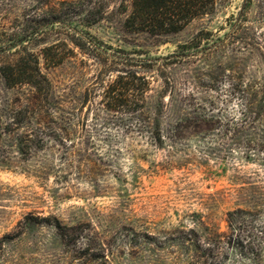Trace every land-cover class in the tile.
I'll list each match as a JSON object with an SVG mask.
<instances>
[{
  "label": "rangeland",
  "instance_id": "1",
  "mask_svg": "<svg viewBox=\"0 0 264 264\" xmlns=\"http://www.w3.org/2000/svg\"><path fill=\"white\" fill-rule=\"evenodd\" d=\"M63 2L73 3V16L59 17L68 8ZM263 2L251 0L246 24L262 48L226 41L210 53L202 43L189 59L159 69V60L201 31L211 40L225 37L245 0H215L211 14L159 36L125 27L129 0H0V32H18L31 13L60 18L57 29L87 34L109 55L99 62L76 54L43 70L53 89L75 101L69 124H0V264H264V153L247 150V133L239 121L230 123L240 116L228 86V80L234 88L264 80V20L256 23ZM54 39L29 49L37 52ZM115 52L149 78L147 109L160 105L182 112V120L203 113L208 119L190 120L170 140L168 121L161 120L165 138L158 148L100 127L88 105H80ZM30 90L8 89L0 77V106ZM256 102L264 110V92Z\"/></svg>",
  "mask_w": 264,
  "mask_h": 264
},
{
  "label": "trees",
  "instance_id": "2",
  "mask_svg": "<svg viewBox=\"0 0 264 264\" xmlns=\"http://www.w3.org/2000/svg\"><path fill=\"white\" fill-rule=\"evenodd\" d=\"M250 3L251 0H245L237 15L230 17L228 20L230 32L225 34V37L217 36L215 40H211L210 32L201 31L187 45L180 46L179 51L159 60V63H163H160L158 68L163 69L166 65L189 59L192 55H188L191 50H197L202 43H205L204 51L209 50L210 53L226 46L228 44L225 43L226 41L243 42L246 46L255 44L258 48H262L256 38L249 35V28L246 27V24L250 22L247 15ZM63 4L68 8L60 11L59 17L73 16L75 13L73 3L63 2ZM214 7L215 0H129V11L124 25L133 32H145L152 36L175 34L195 19L211 14ZM60 18H53L49 21L45 16L38 18L31 13L24 16L23 25L18 32L13 35H8L6 31L0 32L1 42L6 43L0 46V60L4 62L0 66V77L4 85L8 89L22 86L31 89L24 98L0 106V124L5 120L11 126L25 125L41 129L58 120L62 121L63 125H67L78 112L75 101L72 98L65 99L61 95L62 92L53 89L43 70L60 66L76 54L100 62V57L108 55L106 52L108 49L87 34L80 35L69 27L67 28L71 30L66 33L65 29H57V24H62L59 21ZM263 20L264 9L256 23L260 24ZM41 22L43 24L39 25ZM91 23L94 22H89L88 25ZM240 32L243 37L239 36ZM51 35L56 37L53 42L45 43L37 52L29 49L45 41ZM157 61H150L147 64L151 65ZM81 62L85 63V59L83 58ZM136 66L131 60L115 52L109 64L100 66L99 77L96 78L98 82L85 90L80 106L88 105V110L92 112L94 121L98 122L100 127L113 126L119 131L120 137L127 135L144 137L149 144L158 148L165 138L160 129L161 120L167 119L168 121L170 140L179 136L180 129L190 126V120L197 122L202 118L206 119L207 115L203 113L200 118L186 114L182 120L179 119L182 112L177 115L174 109L166 110L160 105L151 110L147 109V93L150 91L151 82L148 77L131 69ZM159 72L164 73L162 70ZM165 81L173 83L168 77ZM228 86L231 88L229 95H235L239 102L238 115L240 116L239 120L232 117L230 123L239 121V125L247 133V150L257 149L264 153V114L262 113L264 110L256 102L257 95L264 92V80L242 82L238 88H234L233 82L228 80ZM104 113L106 115H103ZM79 121H83L80 115ZM117 139H119L118 136ZM114 152L122 155L123 150L116 147ZM130 153L134 152L130 150ZM227 240L232 242L233 237L228 236ZM211 250L207 246L205 251L209 253L205 256L210 257ZM188 264L197 263L189 262Z\"/></svg>",
  "mask_w": 264,
  "mask_h": 264
}]
</instances>
